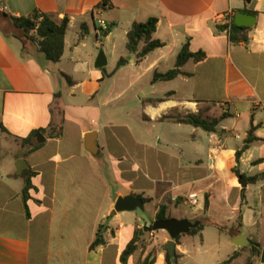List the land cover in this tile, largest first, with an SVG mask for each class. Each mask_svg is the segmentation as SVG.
Returning <instances> with one entry per match:
<instances>
[{
	"label": "crops",
	"instance_id": "1",
	"mask_svg": "<svg viewBox=\"0 0 264 264\" xmlns=\"http://www.w3.org/2000/svg\"><path fill=\"white\" fill-rule=\"evenodd\" d=\"M1 3L7 12H0V264H121L123 249L142 228L135 212H114L125 196L146 200L151 221L165 207L169 219L203 225L198 234L179 236L177 264L191 249L198 252L194 238L203 245L211 227L225 236L217 237L205 264L250 257V242L264 249V179L242 186L232 172L236 151L246 145L239 171L264 173V0ZM244 9L251 13L237 12ZM34 11L68 18L57 63L34 43H23L9 21ZM237 13L255 22L248 40L233 44L219 27ZM149 19L157 20L152 39L163 46L137 62L126 50V34L133 23ZM185 44L205 60H189L173 80L153 81L155 73L174 68ZM99 50L106 65L95 69ZM122 57L127 65L114 72ZM155 99L163 100L149 102ZM172 111L205 117L227 111L231 117L210 139L200 129L159 120ZM89 133L95 154L86 149ZM20 161L25 164L18 174ZM99 225L106 226V243L91 249ZM240 235L249 245L233 244ZM142 237L156 250L154 264H164L168 234ZM146 253L138 251L126 264ZM254 264H261L259 258Z\"/></svg>",
	"mask_w": 264,
	"mask_h": 264
},
{
	"label": "trees",
	"instance_id": "2",
	"mask_svg": "<svg viewBox=\"0 0 264 264\" xmlns=\"http://www.w3.org/2000/svg\"><path fill=\"white\" fill-rule=\"evenodd\" d=\"M251 0H245V3H250ZM237 12L251 13L250 11L244 9ZM227 22L223 26L219 27V30H227L229 40L233 44L245 43L248 40V33L250 28H242L241 31L232 33L233 26V16L229 15L226 17ZM12 27L19 33L23 43L31 42L37 46V49L42 53L46 60L57 63L63 54L64 48V37L68 28V18L64 17L58 19L50 14L41 13L34 11L27 17L19 18H9ZM156 19H149L146 22L133 23L130 26L126 34V50L128 54L135 55L136 61H141L148 53L151 51L161 48L163 44L157 40L152 39V35L156 30ZM82 33L81 37L86 33L84 27L81 28ZM142 44L141 49L139 46ZM205 54L202 52L192 53L188 49V44L183 45L179 51L175 66L172 70L164 74H154L153 81H170L176 78L181 74L180 68L186 64L189 60H192L194 63H200L205 60ZM128 58H120L116 64L115 71L121 67L127 65ZM113 72V73H114ZM69 85L72 84V81L69 77L64 76ZM171 94H166L165 97L170 96ZM163 99L149 100L150 103H156L162 101ZM231 117V114L227 111H222L219 116L208 117L203 116L202 112L198 113H188V114H179L176 111H172L167 115L162 116L160 121H170L176 124L189 125L193 128L200 129L205 133H215L217 128L220 126L221 122L225 119ZM247 146L244 145L240 150L235 153V167L232 169V172L235 174L240 185H250L255 184L260 180L264 179V173L255 175V176H246L239 171L240 157L242 153L246 150ZM31 189L30 181L27 180L23 189V200L28 199V191ZM243 197V195H242ZM146 202V200H143ZM207 207V204L206 206ZM165 207L160 208L159 213L156 217V220H166L169 217L164 215ZM238 227H241L240 217L237 220ZM203 228V225L200 224L199 227L193 229L189 232L190 235L198 234ZM106 231V226L99 225L95 234V238L91 244V249H95L98 246L104 245L106 240L104 238V233ZM240 233V231H239ZM179 238V237H178ZM178 238L176 242H178ZM149 242L142 237L138 240V232H136L134 238L125 246L121 255L120 263L126 264L130 256L136 254L138 251L144 253L147 251L143 259H138L136 264H154L156 257V250L149 248ZM260 246L255 242H250L249 252L250 257L248 258L246 264H254L255 260L259 258L260 255ZM165 257L164 264H177L178 256L175 254V261L169 257L167 250L164 248ZM235 255L230 257L228 260L220 264H232Z\"/></svg>",
	"mask_w": 264,
	"mask_h": 264
},
{
	"label": "water",
	"instance_id": "3",
	"mask_svg": "<svg viewBox=\"0 0 264 264\" xmlns=\"http://www.w3.org/2000/svg\"><path fill=\"white\" fill-rule=\"evenodd\" d=\"M255 17L252 15H247L244 13H237L234 16L233 24L234 28L232 33H236L242 30V28H251L254 25ZM106 65L105 55L102 50H99L94 68L101 69ZM41 135V134H38ZM85 145L88 152L95 154V140L94 134L89 133L85 136ZM22 164L25 161H20L16 165L17 173H21ZM114 212H135L136 216L140 218L142 228L138 231V238L142 237L145 233L165 231L169 236V241L165 244V249L168 252L170 258L175 261V242L180 235L188 234L191 230L199 227L200 222L194 221L190 222L188 220H178V219H166V220H155L151 221L144 213V203L142 200L133 197L125 196L120 197L116 200L114 205ZM233 244L236 247H243L244 245H249V242L245 239L243 235L235 238ZM259 262L264 264V249L261 250L259 255Z\"/></svg>",
	"mask_w": 264,
	"mask_h": 264
},
{
	"label": "rangeland",
	"instance_id": "4",
	"mask_svg": "<svg viewBox=\"0 0 264 264\" xmlns=\"http://www.w3.org/2000/svg\"><path fill=\"white\" fill-rule=\"evenodd\" d=\"M189 210L190 207H184ZM224 229L219 228L215 229L213 227L208 228L204 232V243L199 242L197 237L194 238L195 245L198 247V252L194 254V250L191 249L189 255L185 257L180 263L182 264H205L207 259H211L216 249L212 248V245L216 243L217 237L225 236L221 234ZM204 251H207L205 254ZM216 255V254H215ZM248 254L244 253L240 258H238L234 264H243L244 261L248 258Z\"/></svg>",
	"mask_w": 264,
	"mask_h": 264
},
{
	"label": "built area",
	"instance_id": "5",
	"mask_svg": "<svg viewBox=\"0 0 264 264\" xmlns=\"http://www.w3.org/2000/svg\"><path fill=\"white\" fill-rule=\"evenodd\" d=\"M0 12L1 13H6L7 12V7L1 3V0H0ZM214 136H215V133H210L209 134V138L210 139L213 138ZM217 142L220 144L221 143V140L220 139H217ZM190 203L191 204H194L195 203V200L194 199L190 200Z\"/></svg>",
	"mask_w": 264,
	"mask_h": 264
}]
</instances>
